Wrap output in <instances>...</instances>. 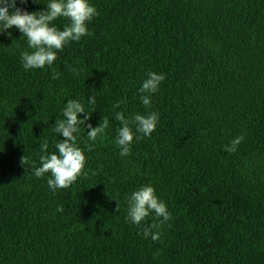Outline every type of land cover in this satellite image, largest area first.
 Segmentation results:
<instances>
[{
	"label": "trees",
	"instance_id": "obj_1",
	"mask_svg": "<svg viewBox=\"0 0 264 264\" xmlns=\"http://www.w3.org/2000/svg\"><path fill=\"white\" fill-rule=\"evenodd\" d=\"M89 2L98 12L89 35L51 67L26 71V37L15 26L0 33V264H264V235L249 231L264 224V0ZM149 71L166 78L146 109L138 89ZM69 99L91 113L77 136L86 175L53 192L51 173L37 178L31 165L58 154L53 125ZM117 111L159 114L150 137L136 139L132 126L129 156L114 143ZM105 117L103 139L88 140L86 125ZM142 185L171 214L156 241L142 234L154 213L140 226L126 220V197Z\"/></svg>",
	"mask_w": 264,
	"mask_h": 264
},
{
	"label": "clouds",
	"instance_id": "obj_2",
	"mask_svg": "<svg viewBox=\"0 0 264 264\" xmlns=\"http://www.w3.org/2000/svg\"><path fill=\"white\" fill-rule=\"evenodd\" d=\"M37 3V0H33ZM21 4L27 0H20ZM9 9L13 11L10 12ZM98 15L97 9L90 4L89 0H49L43 10L29 13L17 7V0H0V33L7 31L15 26L26 37L28 48L21 52V61L24 69H40L45 66L51 67L57 59V52L63 51L64 46L70 42H79L82 37L89 35L87 23ZM66 18L69 23L65 24L63 30H59L54 24L57 18ZM11 32L8 36L11 38ZM76 71V69H71ZM59 73L53 71L52 79H58ZM164 74H157L149 71L147 78L142 81L138 89L140 101L146 109L151 108L152 94H155L165 80ZM88 102L95 105V96H90ZM121 104H126V99L118 101L113 107L119 108ZM95 111V109L93 110ZM83 113L84 119H79L78 114ZM63 119H58L53 125V130L58 135L64 137L63 142L55 144L58 154H44L40 156L39 167L35 162L31 165L34 169L33 174L37 178H42L46 173H51V178L47 180L48 187L55 192L58 189L69 188L76 182L83 173L86 157L83 150L77 145V136L80 127L90 119L91 113H86L84 105L77 100L69 99L63 108ZM115 120L121 123L116 130L115 145L119 149V154L129 156L131 154V144L134 140L133 127L139 133L136 139L150 137L155 131L159 120V114L149 111L147 114H134L130 118H125L121 111L115 113ZM90 131L87 132L88 140L95 142L98 137L103 139L105 130L109 127V120L105 117L98 127H93L90 123L86 125ZM244 140V137L234 138L225 151L232 154L237 150V146ZM88 151H92L94 144L86 145ZM48 141L45 139L40 145V151L47 153ZM22 166L28 164V158L24 155L20 158ZM27 170V169H26ZM86 175V173H83ZM127 200L126 220L134 225L140 226L142 222L154 213L155 218L151 224L142 228L145 238L153 241L159 240L162 227L171 219V214L167 210L166 204L159 200L155 194V189L151 185H142L138 190L133 191ZM117 211H119V202ZM57 211H63L58 207ZM156 231H153V230Z\"/></svg>",
	"mask_w": 264,
	"mask_h": 264
},
{
	"label": "rangeland",
	"instance_id": "obj_3",
	"mask_svg": "<svg viewBox=\"0 0 264 264\" xmlns=\"http://www.w3.org/2000/svg\"><path fill=\"white\" fill-rule=\"evenodd\" d=\"M249 231L261 233L264 235V224L262 223L252 224L249 227Z\"/></svg>",
	"mask_w": 264,
	"mask_h": 264
}]
</instances>
